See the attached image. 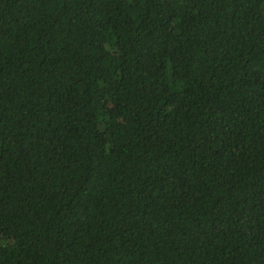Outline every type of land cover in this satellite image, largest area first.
<instances>
[{
	"label": "trees",
	"instance_id": "obj_1",
	"mask_svg": "<svg viewBox=\"0 0 264 264\" xmlns=\"http://www.w3.org/2000/svg\"><path fill=\"white\" fill-rule=\"evenodd\" d=\"M0 264H264V0H0Z\"/></svg>",
	"mask_w": 264,
	"mask_h": 264
}]
</instances>
